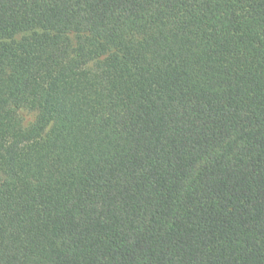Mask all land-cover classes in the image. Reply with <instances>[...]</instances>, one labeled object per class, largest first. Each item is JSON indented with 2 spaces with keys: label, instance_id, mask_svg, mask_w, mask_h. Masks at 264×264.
Listing matches in <instances>:
<instances>
[{
  "label": "trees",
  "instance_id": "obj_1",
  "mask_svg": "<svg viewBox=\"0 0 264 264\" xmlns=\"http://www.w3.org/2000/svg\"><path fill=\"white\" fill-rule=\"evenodd\" d=\"M0 264H264V0H0Z\"/></svg>",
  "mask_w": 264,
  "mask_h": 264
},
{
  "label": "rangeland",
  "instance_id": "obj_2",
  "mask_svg": "<svg viewBox=\"0 0 264 264\" xmlns=\"http://www.w3.org/2000/svg\"><path fill=\"white\" fill-rule=\"evenodd\" d=\"M21 114L23 115V117L25 118V121L28 123L30 121H32L35 118L36 113L29 111L27 109H22Z\"/></svg>",
  "mask_w": 264,
  "mask_h": 264
}]
</instances>
